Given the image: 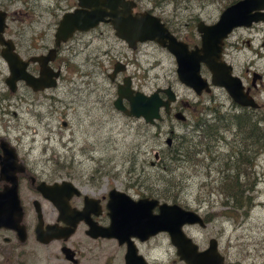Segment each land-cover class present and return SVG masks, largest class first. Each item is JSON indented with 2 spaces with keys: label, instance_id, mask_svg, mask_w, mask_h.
<instances>
[{
  "label": "flooded vegetation",
  "instance_id": "1",
  "mask_svg": "<svg viewBox=\"0 0 264 264\" xmlns=\"http://www.w3.org/2000/svg\"><path fill=\"white\" fill-rule=\"evenodd\" d=\"M134 2L136 4L132 12L141 10L152 12L151 9L137 8V0ZM12 4L11 0H0V10L2 9L6 14V27L2 36L11 41L14 51L22 60H28L25 71L29 74L34 77L39 75V64L30 61L29 58L44 55L47 57V66L56 75L53 78L55 85L50 88L33 91L23 81L17 80L14 90L11 91L6 87L7 91L10 95H16L18 104L27 101L30 97L28 93L32 94L33 98L37 95L38 98H34L35 102L29 103L37 109L33 114L37 123L43 118L49 122L51 117L57 114L60 118L57 126L63 128L67 122L62 120V117L69 113L68 109L70 112L74 111L73 101L66 100L64 96L77 91L74 87L78 81L77 78L82 79L84 75L89 87L85 89L84 94L93 93L97 88L94 79L96 72L99 71L96 65L100 61L99 56L92 53H86L84 61L71 67H68V60L74 54L86 51L90 47L91 40L96 37H106L109 33L115 39L116 37L109 23L105 21L88 30L73 31L70 38L64 42L60 41L55 47L53 34L59 17L64 12L74 9L77 0H46L45 9L48 20L43 22L44 26L40 28L41 35H37L38 39L37 36L35 38L31 36L22 42L20 33L24 28L22 29L20 25L9 28L6 24L9 15L7 9ZM42 38L43 40L38 42ZM252 40H257L258 43L253 45ZM142 44L145 42L137 44L133 50ZM245 46L248 47L249 52H242L241 48ZM50 50H53V53ZM239 55L245 56V59H238ZM110 56L111 59H107L108 62L110 59L109 71L105 77L115 89L119 83H122L123 77L128 76L131 80V76L126 74L130 59L127 60L124 52L120 50L118 58L114 54ZM220 59L229 66L230 74L239 79L243 92L250 96L255 104V106L238 105L221 87L211 86L209 93L212 100H216L217 107H222L219 109L225 111L224 114L222 111L220 114H214L212 119L215 123H219L221 120L217 119L225 115L228 121V133L211 137L210 149L214 156L217 155L216 158L222 157L219 161H224L223 168L216 166L218 182L205 183L202 187L203 190L221 194L217 196H223L221 204L227 206L231 202L233 204L236 202L240 196L238 194L240 188L248 190L245 194L249 197L245 196V198L250 201L257 183L261 181L259 171L263 167L261 163L264 156V66L261 67L259 60H264V21L259 20L249 26L234 27L223 38ZM3 65L5 74L1 70ZM114 69H116L115 74L109 77V73ZM202 70L209 80L211 76L209 71L205 68ZM7 74L5 61L0 56V76L3 81ZM64 86L68 88V91L59 92L58 89ZM90 86L93 87V91ZM215 90L225 95L226 103L213 93ZM100 93L102 94V91ZM115 95L113 90L110 99L113 112L122 114L127 119L135 118L115 109L112 102ZM159 96L162 99L165 98L161 92ZM44 100L50 105L46 112L39 107ZM7 101L6 95L0 96V264H166L162 259L165 255L176 258L170 259L168 264H174L176 261L184 264L178 259L167 231H149L145 235L135 223L137 219L140 220L141 212L147 217L157 214L160 203H176L181 206L178 198L175 199L177 202L171 201V198H163L155 188H147L143 191L140 189L143 184L136 177L131 180L128 177L124 186H122L121 177H116L117 182L113 181L111 184L106 178L102 179L108 174L107 167L105 168L103 163L90 167L87 176L82 173L62 176L60 171L64 168L55 158V151L48 150L47 153L45 151L47 143L52 140V130L46 129L47 134L39 140L34 134L16 136L14 130L8 129L12 124L8 121ZM79 101L82 102L81 99ZM121 102L125 108H128L127 101L122 98ZM97 103L99 106L96 109L94 105ZM186 105L181 102L177 106L175 100L170 103L169 112L159 109L160 118L153 123L142 121L145 130L148 129L147 126L155 128L152 134L155 139L163 138L162 147L152 154V158L154 154H157V157L153 158L154 161L148 162L150 167L153 168L155 164L157 165V161L165 159L164 154L174 147L171 143L167 144L165 139L169 136L175 140L176 123L184 124L185 122L176 120L174 113L178 111L183 113L182 107ZM92 107L97 110L98 116L99 111H103V104L99 102L98 97L90 106ZM90 108H86L85 113ZM89 118L90 116L86 114V120ZM93 118L97 120L98 117L92 116L88 125L96 127L101 125L100 120L93 121ZM71 132L73 133V129ZM41 140L43 149L41 154L37 155L33 152L34 143ZM70 166L73 164L71 163ZM232 174L235 175L236 181L223 182L227 175ZM209 175L210 173L206 172V176ZM12 177L15 179L9 180ZM228 188L235 189L234 197L226 196L222 192ZM123 194L133 202L146 198L155 200L156 204L132 207L123 198ZM172 195L174 196L175 193ZM181 207L190 209L184 205ZM193 211L200 215L203 226L185 224L182 227V233L191 240L198 251L206 250L213 239L215 248L223 259L221 264H225L226 259L220 251L218 241L221 236L220 230L217 236L203 237L202 240H198L193 233L195 227L205 229L213 222L214 216L208 213L200 214L197 209Z\"/></svg>",
  "mask_w": 264,
  "mask_h": 264
},
{
  "label": "rangeland",
  "instance_id": "2",
  "mask_svg": "<svg viewBox=\"0 0 264 264\" xmlns=\"http://www.w3.org/2000/svg\"><path fill=\"white\" fill-rule=\"evenodd\" d=\"M11 1L13 4L7 9V14H9L6 21L7 26L13 28L14 25H20L22 29L24 28L20 33L22 42L25 41V38L31 36L35 38L37 35H41L42 29L40 31V28L44 26L43 22L48 20L45 9L46 0ZM230 2L231 0H137V8L151 9L152 13L164 20L169 26V30L180 40L183 41L184 38H188L191 41L189 38L191 37L197 41L198 35L194 26L198 19L208 24L215 21L220 10L229 5ZM101 37L92 39L90 47L86 51L78 52L68 60V67H71L82 60L84 61L86 53L96 54L100 59L98 62L99 71L96 72L94 79L97 83L96 90L93 91V87L90 86L93 93L84 94L85 89H89L84 75L82 79L77 78L78 81L74 85L77 91L64 96L66 100L73 101L74 111L70 112L68 109L69 113L62 117V120L67 122L63 128L57 126L60 120L57 114L51 117L49 122L43 118L37 123L33 116L37 109L29 104L32 101L35 102L34 98H38L37 95L33 98V95L28 93L30 97L27 101L18 104L16 95L9 94L0 76V96L6 95L7 105L9 104L7 106L8 121L12 126L8 129L14 130L16 136L18 134L26 136L34 134L38 140L47 134L46 129H51L52 140L47 143L45 151L46 153L49 152L48 150L55 151V158L64 168L60 171L62 176L77 173L87 176L90 167L93 168L103 163L105 168L107 167L108 174L104 175L102 179L106 178L109 183L117 182L116 177H121L122 186H124L128 177L130 180L136 177L145 185V187L142 185L141 190L155 188L159 193L163 189H169L168 186L162 184L163 182H158L159 175H161L160 181L168 177L172 180V186H175L173 188L177 193H175V198H178L181 206H188L193 210L197 209L203 215L208 213L214 216L213 222L207 225L205 229L201 230L198 229L199 227H195L193 233L198 240L207 236H217V232L220 230L221 236H219L218 241L220 251L226 259L225 264H264V156L261 163L263 167L259 171L261 181L257 183L255 190L253 188V198H250V201L243 200V204L238 209L232 207V202L227 207L222 205L221 200L224 197L217 196L221 194L215 191L203 190L202 185L219 181L216 176V166L223 168L222 162L224 161H219L222 157L216 158L217 155L214 156L210 149L212 146L211 137L210 139H201V136L198 137L199 134L194 130L202 123L199 121L200 119H205L213 124V115L220 114L221 111L224 114L225 111L219 109L222 107H217L218 102L212 100L210 93L202 92L200 95H196L190 87L182 85L175 76L176 65L172 55L155 42H145L136 50H131L110 33L109 36ZM42 40L43 38L38 42ZM191 42L193 43V41ZM252 42L253 45L258 43L257 40H252ZM119 50L124 52L127 60L130 59L126 74L131 76V84L134 89L150 93L155 87L169 85L176 96L177 106L181 102L187 104L182 107L185 123H176L174 133L178 135L174 145L175 148L180 149V156L178 160L170 161L169 159L173 160L174 157H171L173 155L165 153L164 157L167 159L164 162L168 165L167 170H162L158 164L161 162L158 161L153 168L148 164L149 160L154 161L153 152L157 151L163 144L162 137L156 139L153 137L155 128L147 126L148 129L145 130L141 119H127L122 114L113 112L110 99L114 89L105 74L109 71L110 54H114L118 58ZM241 50L244 53L249 52L246 46L242 47ZM260 50L262 49L260 48ZM108 58H110L109 62ZM238 59L244 60L245 56L239 55ZM259 61L263 67L264 60L260 59ZM1 70L5 74L4 65ZM201 71V74L206 78L204 71ZM58 90L59 92L61 90L68 91V88L64 86ZM213 93L222 102H227L223 93L218 90ZM100 95L102 96L100 97ZM97 97L99 102L103 104V111H99V116L96 110L99 103L94 105L96 109L90 108ZM39 105L43 112H46L50 106L45 100ZM86 108L90 109L85 113ZM86 114L90 116L89 120H86ZM92 116L98 117L97 120L93 118V121L100 120L101 125L98 127L88 125ZM220 120V125H214L213 128L216 129V132L228 133V121L225 115ZM70 128L73 129V133ZM26 129L27 132H25ZM157 141L158 143H156ZM188 141L192 144H200L197 149L200 152L197 153L196 158L193 157L194 159L189 161L186 160L185 152H189L191 149L182 150V145L186 146ZM42 144V140L34 143L33 152L37 155L42 152ZM201 149L209 150V152ZM175 158L178 157L175 156ZM71 163L73 166H70ZM206 172H209L210 175L206 176ZM171 257L165 255L162 259L168 264L170 259H176ZM174 264L180 263L176 261Z\"/></svg>",
  "mask_w": 264,
  "mask_h": 264
},
{
  "label": "water",
  "instance_id": "3",
  "mask_svg": "<svg viewBox=\"0 0 264 264\" xmlns=\"http://www.w3.org/2000/svg\"><path fill=\"white\" fill-rule=\"evenodd\" d=\"M135 4L134 0H77L74 9L64 12L59 17L53 34L54 46L70 38L73 31L88 30L98 23L107 21L116 39L124 42L127 48L135 49L137 44L147 41L155 42L170 53L176 65L175 76L178 81L185 87H190L196 95H200L201 92L209 93L213 85L225 90L228 97L238 105L255 106L251 97L243 92L239 79L230 74L229 66L220 57L223 38L234 27H244L259 20L264 21V0H235L220 10L214 22L207 24L198 20L194 29L198 34L199 43L192 47H188L186 42L174 36L164 22L153 13L144 10L132 12ZM5 17L6 14L1 9L0 56L5 61L8 72L3 83L11 91L14 90L17 80L23 81L33 91L54 86L53 78L56 74L47 66L46 56L37 55L29 58L30 61L39 64L38 76L34 77L25 71L28 60H22L14 51L11 41L2 36L6 27ZM50 51L53 53V50ZM202 68L209 71L211 75L209 80L201 75ZM115 72L116 69L111 71L109 77H112ZM160 92L164 94V99L160 98ZM115 94L112 101L115 109L128 116L141 118L147 123H153L160 118L159 109L162 108L166 113L169 112L170 103L176 100L169 85L164 88L157 87L153 92L146 94L133 89L128 76L123 77L122 83L116 86ZM122 98L128 102V108L123 106ZM174 118L184 120L180 111L174 113ZM165 142L170 143L171 137L168 136ZM153 156L156 158V154ZM11 179L15 178H9ZM123 198L132 207L156 204L155 200L146 198L133 202L125 194ZM17 210H19L18 206ZM140 216V220L137 219L135 222L137 228L145 235L149 231H167L178 259L184 264L222 263L223 259L215 248L213 239L206 250L198 251L191 240L182 233V227L185 224L203 226L200 215L195 211L182 208L176 203H160L158 213L152 215L153 217H147L143 212Z\"/></svg>",
  "mask_w": 264,
  "mask_h": 264
},
{
  "label": "trees",
  "instance_id": "4",
  "mask_svg": "<svg viewBox=\"0 0 264 264\" xmlns=\"http://www.w3.org/2000/svg\"><path fill=\"white\" fill-rule=\"evenodd\" d=\"M232 1H234V0H231V2ZM156 2V1H155ZM230 2V3H231ZM229 4V3H228ZM162 20V19H161ZM198 20H200V19H198ZM162 22H164V20H162ZM198 22V21H197ZM164 24L166 25V27L168 28V30H169V26H167V24L164 22ZM171 31V30H170ZM174 32V31H173ZM176 36V35H175ZM176 37H178V36H176ZM188 37V36H187ZM190 39H191V41H193V43L191 42V41H189L188 40V38L186 39V38H184L183 40L184 41H186V42H188V44H189V46H191L192 44H195V43H197L198 42V40L197 41H195L193 38H191V37H189ZM97 66L99 67V64H97ZM223 117V116H222ZM217 120H220V118H218ZM199 121H201L202 123H200L199 124V126H197L196 128H195V130H194V132H196V133H198L199 135H198V137H200L201 136V139H203V138H206V139H210V137H212V136H214V135H218V134H223L222 132H216V129L215 128H213V126L214 125H220V123H221V121L219 122V123H213V124H210L208 121H206L205 119H200ZM250 130V129H249ZM248 130V131H249ZM199 145L200 144H196V143H191V142H186V146H184V145H182V147H183V149L182 150H184L185 148H187V150L188 149H191L189 152H185V155H186V157H187V161H189V160H192V158L194 157V158H196V155H197V153L198 152H200V150H197L198 149V147H199ZM204 150V149H203ZM205 151V150H204ZM205 152H209V150L208 151H205ZM166 153H170L171 155H173V156H171V157H174V159L173 160H171V159H169L170 161H176V160H178L179 159V156H180V149L179 148H175V147H171V150L169 151V152H166ZM175 156L176 157H178V158H175ZM193 158V159H194ZM167 158H165V159H163V160H161L160 162L161 163H158L159 165H160V167H161V169L162 170H167L166 169V167L168 166L167 165V163L166 162H164L165 160H166ZM176 159V160H175ZM168 160V161H169ZM180 161H181V159H180ZM178 163V162H177ZM160 177H161V175H159V177H158V182L159 183H162L164 186H168V188L169 189H167V190H165V191H162L161 193H159V195L161 196V197H163V198H168V199H170L171 198V201H173V202H177L175 199V195L173 196L172 195V193H176V191H174L173 190V188L175 187V186H172V180H170V179H168V177L167 178H165L163 181H160ZM231 182V181H236V178H235V175L234 174H232V175H227V177H225V179H224V181L223 182ZM171 187V188H170ZM224 190H226V191H222L223 193H225L226 194V196H231V197H234V192H233V190L232 189H230V188H228V189H224ZM248 190L247 189H245V188H243V189H241L240 188V190L238 191V194L240 195L237 199H236V202L232 205V207H234L235 209L237 208H240L241 207V205L243 204V200H246V198H245V196H248V194H245V193H248L247 192ZM249 197V196H248ZM225 205H227V204H225ZM231 206V205H230ZM227 207V206H226Z\"/></svg>",
  "mask_w": 264,
  "mask_h": 264
},
{
  "label": "bare ground",
  "instance_id": "5",
  "mask_svg": "<svg viewBox=\"0 0 264 264\" xmlns=\"http://www.w3.org/2000/svg\"><path fill=\"white\" fill-rule=\"evenodd\" d=\"M177 136H178V135L175 134V140L173 139V137L171 138V142H170V143H171V145H173L174 147H175L174 143H175V141H176ZM164 155H165V154H164ZM163 157H164V156H163ZM172 159H174V158H172ZM165 190H167V189H163L162 191H165ZM162 191H161V192H162ZM233 192H235V189L233 190Z\"/></svg>",
  "mask_w": 264,
  "mask_h": 264
}]
</instances>
